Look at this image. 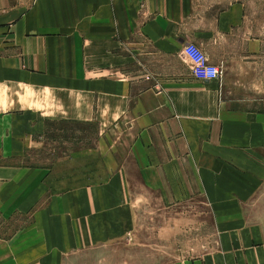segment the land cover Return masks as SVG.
I'll list each match as a JSON object with an SVG mask.
<instances>
[{
    "label": "crops",
    "instance_id": "crops-1",
    "mask_svg": "<svg viewBox=\"0 0 264 264\" xmlns=\"http://www.w3.org/2000/svg\"><path fill=\"white\" fill-rule=\"evenodd\" d=\"M247 7L0 0V218L30 220L0 234V264L118 258L134 228L131 175L53 194L31 152L47 122L121 119L141 186L163 196L176 184L175 205L197 193L214 221L217 247L181 264H264V107L246 104H264V38ZM188 43L221 68L220 81L193 77ZM171 167L176 176H165Z\"/></svg>",
    "mask_w": 264,
    "mask_h": 264
},
{
    "label": "rangeland",
    "instance_id": "rangeland-1",
    "mask_svg": "<svg viewBox=\"0 0 264 264\" xmlns=\"http://www.w3.org/2000/svg\"><path fill=\"white\" fill-rule=\"evenodd\" d=\"M246 2L249 13L255 17V21L248 25L254 26L257 34L260 31L264 38V0ZM244 90L247 94L253 89ZM246 104L249 108L264 107L263 103ZM119 121L121 123L116 126L99 121L45 124L31 155L33 160L35 157L33 162L37 167L47 170L49 192L61 194L72 188L101 183L118 173L131 175L132 181L128 186L133 201L134 228L127 236L128 240L117 249L118 258H111V264H181L200 260L205 253L217 247L215 224L205 201L196 193L175 205L168 196L169 190H181L174 183H164V188L159 190L163 196L156 193L157 190L146 191L138 182L140 172L129 164L131 136L127 134L126 122L124 119ZM174 169H163V174L176 176ZM29 222V218L16 216L5 220L0 218V228H3L0 234L12 236ZM126 250L135 258H126ZM83 264L97 263L87 261Z\"/></svg>",
    "mask_w": 264,
    "mask_h": 264
},
{
    "label": "built area",
    "instance_id": "built-area-1",
    "mask_svg": "<svg viewBox=\"0 0 264 264\" xmlns=\"http://www.w3.org/2000/svg\"><path fill=\"white\" fill-rule=\"evenodd\" d=\"M185 56L192 64V75L200 81H220L222 70L219 66L211 65L203 51L194 44H186L183 50Z\"/></svg>",
    "mask_w": 264,
    "mask_h": 264
}]
</instances>
